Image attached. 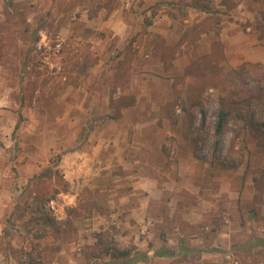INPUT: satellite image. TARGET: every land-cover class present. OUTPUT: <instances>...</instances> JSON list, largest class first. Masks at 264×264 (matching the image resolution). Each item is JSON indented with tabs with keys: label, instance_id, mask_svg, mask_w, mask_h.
I'll return each mask as SVG.
<instances>
[{
	"label": "rangeland",
	"instance_id": "obj_1",
	"mask_svg": "<svg viewBox=\"0 0 264 264\" xmlns=\"http://www.w3.org/2000/svg\"><path fill=\"white\" fill-rule=\"evenodd\" d=\"M135 1H118L131 29L114 36L103 23L109 12H94L95 0H12L10 8L16 13L7 6L0 8L1 69L8 82L23 79L26 105L41 111L39 125L48 135L57 130L64 136L65 150L51 153L40 172L51 166L67 182L63 191L57 177L45 179L40 188L47 193L40 200L35 199V192L44 178L31 179L16 190L17 196L11 193L0 233V264H75L76 246L98 264L112 260L109 254L95 257L100 238L122 249L134 246L131 236L147 248L160 241H164L162 246L177 248L180 240L215 248L202 253L198 264H242V251L233 245L249 234L264 237V0L257 20H240L237 46L228 42L211 45L219 34L218 22L200 20L182 0L170 14ZM162 15L171 17L172 25L163 22ZM24 22L30 26L28 33L22 31ZM37 24L41 26L39 39L30 52V62L24 65L28 36ZM206 29L211 30V37H200ZM251 33L259 40L253 46ZM177 35L178 42L169 46L168 38ZM133 51L139 56L132 65ZM106 95L111 114L120 115L105 118L109 132L130 133L132 129L136 133L128 134L129 144L132 138L137 143L133 140L131 151L129 146L122 147L128 170L122 174L123 181L111 185L105 179L104 183L101 174L99 187H94L86 184L87 171L76 182L75 163L64 161L61 166V155L73 154L75 144L85 142L86 126L79 127L75 119L105 117L102 99ZM83 97L79 108L77 101ZM90 100L95 104L89 105ZM222 102L231 116L216 136L215 119ZM56 115L62 123H56ZM80 129L83 136L75 141ZM115 150L107 158L112 169L121 168L123 158ZM136 170L164 181L163 191L160 187L150 190L153 193L133 190L129 175ZM55 188L60 192L53 197ZM128 193L131 197L125 203ZM149 194L158 201L147 206V213L160 218L162 228L127 219L131 211L141 210L134 202ZM78 203L88 209H81L79 217L70 216L71 226L65 225L67 208ZM249 210L255 212L253 216ZM182 217L188 223H179ZM56 225L66 233L57 234ZM83 230L84 237H79ZM152 233L156 236L149 238ZM156 258L141 263L170 264L173 260Z\"/></svg>",
	"mask_w": 264,
	"mask_h": 264
},
{
	"label": "crops",
	"instance_id": "obj_2",
	"mask_svg": "<svg viewBox=\"0 0 264 264\" xmlns=\"http://www.w3.org/2000/svg\"><path fill=\"white\" fill-rule=\"evenodd\" d=\"M14 1V0H13ZM106 0H95V10L94 12H109L108 16L103 20V23L109 27L110 30H113L114 34L123 35V32L129 28L127 17L123 12V7L121 5H117L118 1L121 3L123 0H113L115 3L105 2ZM129 0H127L128 2ZM140 2V0H136L135 3ZM145 4H151L150 6L157 9V11L163 12L165 14L173 12V8H176L178 0H142ZM262 0H182V4L189 10V12H193L196 15H199L200 20L211 18L214 21L218 22V27L220 28L219 34L211 41V45L223 44L224 42H228L232 46L239 44L241 38L240 31V20L248 19L249 22L252 20H257L256 13L263 8ZM81 2V1H80ZM116 4V5H115ZM12 5V0H8L7 8L12 13H16V10L10 8ZM136 5V4H135ZM5 7L4 1L1 0L0 8ZM98 6V8L96 7ZM106 7H109L106 9ZM135 9V6L133 7ZM159 8V9H158ZM86 11V9H83ZM2 15V13H0ZM123 14V17L121 16ZM167 15H162L161 19H163L168 26L172 25L173 19ZM161 21V20H159ZM187 21V20H186ZM191 23V22H190ZM156 24V23H155ZM263 23L259 26H263ZM89 25V24H87ZM91 26V25H89ZM30 27V26H29ZM154 27V26H153ZM264 27V26H263ZM162 28L157 30L158 33H161ZM211 30L206 29L201 34L200 37H211ZM253 35L255 37H253ZM251 41L250 44L256 45L259 43L257 38V34L251 33ZM171 37V36H170ZM168 38V45L174 46L177 40H179V36L177 35L175 39ZM249 38V37H247ZM121 40V39H120ZM132 54L134 57H131V64L133 65L136 61H138V53L133 51ZM236 53L239 54L240 52ZM205 56V55H204ZM135 58V59H134ZM193 61V60H192ZM23 79L21 77L18 81L8 82L5 73L1 69L0 66V233L3 227L2 222L4 221L5 209L8 203V199L10 198L11 193L17 196L16 190H22L23 187H26L28 181H30L34 176H36L43 167L47 166L49 157L51 153H57L58 151L65 150L63 147V137L59 135L58 131L55 130L54 133L48 135L45 129H43L39 124L42 123L43 118L41 116V111L33 110L26 105V99L24 98V88H23ZM137 81V78L135 79ZM140 81L141 78H140ZM81 88V87H80ZM79 88V89H80ZM110 88L104 87V91L109 92ZM79 91V90H78ZM81 91V90H80ZM63 101V99H59ZM114 98L113 101H115ZM85 101V97L81 100L77 101L79 104V108H82L83 103ZM89 101V96L87 98ZM134 101V100H133ZM133 101L130 103L133 104ZM129 103V104H130ZM95 101L90 100L89 105H94ZM102 107L105 109L103 116L98 118H90L88 120H80L75 119L80 126L85 127V142L80 143L77 142L75 144V151L73 154L67 152L66 154H62L61 163L64 161L75 163V177L76 182L78 177H80L84 171L88 172V176L86 179V184H93L94 187H99L98 181L101 177V174L104 175V183L105 179H109L113 182L111 185L116 183H121L123 181L122 174L127 173L128 170L125 168L123 161L124 158L127 157L124 153L122 147L125 148L127 146L130 147V151L135 149V146L131 148L133 143L136 145L137 139H133L130 141L128 139V134L136 133L134 130H130L128 132L120 133L119 131L111 133L109 132L108 127L106 126V120L109 119H118L120 115L111 114L112 105L109 102V96L106 95L105 100L102 99ZM126 106H120L115 108H125ZM29 108V109H26ZM40 113V115H39ZM122 113V110L121 112ZM38 114V115H37ZM107 118V119H105ZM56 123H62L59 115L54 117ZM81 121V122H80ZM86 121V122H85ZM76 123V122H75ZM83 129V127H82ZM82 135V130H78L75 132V141L80 139ZM122 139H121V138ZM124 137H127V140L124 141ZM134 137V136H133ZM126 142L125 145L122 143H116V141ZM134 140V142H133ZM114 143V144H113ZM146 143V142H145ZM142 142L143 148H146L147 144ZM116 145V146H115ZM116 149V155L119 154L123 156L120 159V167L117 169H112L110 162H107V158L109 156H113L111 154V150ZM120 149V150H118ZM123 151V152H122ZM11 153V155H10ZM9 155V156H8ZM11 156V157H10ZM97 163V164H96ZM61 166H64V164ZM85 165V167H84ZM103 167L101 168V166ZM85 168V169H84ZM101 168V170H100ZM73 171V172H74ZM11 173L13 177H11ZM133 175H129L130 181H132L133 190L142 189L143 191H148L153 193L152 189H157L160 187L163 191L165 188V182H159L156 178L148 177L144 172L139 173L137 170L133 173ZM66 177V176H65ZM9 179V180H8ZM11 179V180H10ZM170 185V183H168ZM172 185V184H171ZM107 186V185H106ZM104 186V188H106ZM117 186V185H115ZM91 187V186H90ZM109 187V186H107ZM160 191V190H159ZM159 192V196L163 193ZM131 194L128 193L126 196V201H129ZM149 195H145L143 199H138L137 202H134L135 205L139 204V209L141 210H133L129 215H127V219L130 221H135V223H147L152 224L154 228H162L160 218L155 216H150L147 213V206L152 202H157L155 198H149ZM156 197V196H153ZM162 198V196L160 197ZM128 203V202H127ZM138 209V208H137ZM110 215H114V212ZM170 216V215H169ZM163 220V218H162ZM194 221V220H190ZM163 223V222H162ZM179 223H188L185 217L179 219ZM190 223V222H189ZM241 223H245V220L242 219ZM83 231H79V237H81V233ZM129 233L125 232V235ZM87 235V232H85ZM130 235H133L130 233ZM150 235V234H149ZM134 236V235H133ZM156 234L152 233L151 237H155ZM84 237V235L82 236ZM127 237V236H126ZM130 237V236H129ZM133 238V239H132ZM133 244L136 249L140 251H146L149 255H152L155 250H158L164 244V241L156 242L152 248L142 247L140 240L137 237H132ZM168 242H172L170 238H167ZM80 239H77L76 245H79ZM166 245H170V244ZM91 243L87 241V245ZM166 247V246H165ZM174 247V246H172ZM196 247V246H194ZM201 248V247H200ZM175 249V248H173ZM156 258V257H155ZM167 258V257H157L156 259ZM110 261H100L98 264H110ZM75 264H97L96 262H92V260L88 259L85 255L84 248L81 249L76 246L75 248ZM134 264H143L141 262H136Z\"/></svg>",
	"mask_w": 264,
	"mask_h": 264
},
{
	"label": "trees",
	"instance_id": "obj_3",
	"mask_svg": "<svg viewBox=\"0 0 264 264\" xmlns=\"http://www.w3.org/2000/svg\"><path fill=\"white\" fill-rule=\"evenodd\" d=\"M5 7L8 5V0H3ZM25 24V26H24ZM23 24V33H28L29 26L24 22ZM40 24L36 25L32 31L30 32L28 38L29 40V46L28 50L25 55V64H28L30 62V52H32L35 49L36 42L39 39L38 36V30H40ZM1 31V30H0ZM202 31V30H201ZM231 112L230 108L227 107L223 102L216 114L215 119V125H214V134L216 136H219L227 123L230 120ZM264 126V123H263ZM57 177L61 182L63 186V191H66L67 182L63 180V176L59 172L58 169H53L51 166L47 167L44 171L40 172L36 176H34L32 179H41L44 178L39 182V186L36 188L35 192V199L40 200L44 195L47 193L42 188H40L41 184L44 183L45 179H50L52 176ZM38 185V184H37ZM44 186V184H43ZM60 190L55 188L53 190V193L51 196L54 197L55 194L59 193ZM82 208H80V204H76L75 206H70L67 208V219L65 220V225L71 226V218L70 216L79 217L81 215V209H88V206L81 205ZM250 216H253L255 212L253 210H249ZM47 221L51 224H56V221L52 218L47 217ZM55 230L57 234H64L66 233V229L61 228V226H55ZM107 240H104L103 238H100L96 244V247L98 248V252L95 257H102L105 254H109L111 257L110 264H134L136 262H149L151 258L153 257H167V258H173L172 262L170 264H198V261L200 260L201 254L208 251H213L215 248H200V247H194L191 245H186L183 240H180L179 245L177 248H168L165 246H162L158 250H155L152 255H149L146 251H140L136 249L135 246L131 245L128 248H113L108 245ZM233 247L237 250L242 251V264H264V237L249 234L247 238L240 243L234 244Z\"/></svg>",
	"mask_w": 264,
	"mask_h": 264
},
{
	"label": "built area",
	"instance_id": "obj_4",
	"mask_svg": "<svg viewBox=\"0 0 264 264\" xmlns=\"http://www.w3.org/2000/svg\"><path fill=\"white\" fill-rule=\"evenodd\" d=\"M51 204H52V202H51Z\"/></svg>",
	"mask_w": 264,
	"mask_h": 264
}]
</instances>
